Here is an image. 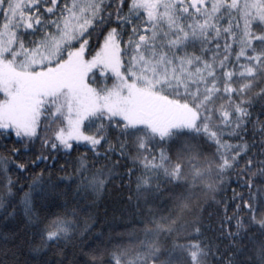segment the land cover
<instances>
[{"label":"trees","instance_id":"1","mask_svg":"<svg viewBox=\"0 0 264 264\" xmlns=\"http://www.w3.org/2000/svg\"><path fill=\"white\" fill-rule=\"evenodd\" d=\"M74 1L24 0L2 63L54 41ZM210 4L175 2L186 34L193 17L207 23ZM213 4L204 31L177 45L159 12L94 0L84 31L36 66L84 63L100 96L83 119L96 141H57L65 105L42 113L30 137L0 127V264H264V22H248L242 0ZM10 8L0 0V38ZM137 57L167 74L162 92L142 91L149 109L190 108L193 123L160 133L146 117L96 110Z\"/></svg>","mask_w":264,"mask_h":264},{"label":"rangeland","instance_id":"2","mask_svg":"<svg viewBox=\"0 0 264 264\" xmlns=\"http://www.w3.org/2000/svg\"><path fill=\"white\" fill-rule=\"evenodd\" d=\"M93 1L75 0L62 31L48 46H40L39 49L33 50L30 56L15 66L11 63L3 64L0 60V82L4 93L0 103L1 128L11 129L16 136L30 137L35 134L42 113H46V110L51 112L56 110L57 106L65 105L68 107L69 117L55 133L57 141L66 146L73 142L96 141L84 127L86 121L83 119L97 107L100 96L85 82L84 63L69 57L59 66L36 69V66L55 61L64 44L70 43L84 31ZM176 1L179 0H135V4L147 10L149 19H156L159 12L160 17L178 36L176 42L178 45L180 41L200 35L210 21L211 12L216 11L218 5H214L211 0L208 10L210 13L204 12L210 15L206 17L207 23L202 24L197 21L199 19L195 20L193 17L189 24L191 33L186 34L180 24L182 13L180 16L174 15V11L180 9L176 7ZM204 1L207 0H200L201 3ZM23 3L24 0H12V8L9 10L0 38V53L11 44L13 17ZM241 7L248 22L253 19L264 22V0H242ZM183 9L184 12L187 11ZM111 50L112 47H108L107 53L103 55L104 62L111 57ZM180 59L188 61L189 57L183 54L180 55ZM115 71L120 73L118 65ZM129 72V79H121L104 92L103 106L96 110L106 109L130 122H134L140 116L146 117L145 121L160 133H164L165 128H177L193 123L195 113L190 108L178 111L165 108L159 113L157 112L159 108L151 111L145 102L142 91L147 94L160 93L163 90L157 86L167 81L166 70L158 60L154 63L149 57H137Z\"/></svg>","mask_w":264,"mask_h":264}]
</instances>
